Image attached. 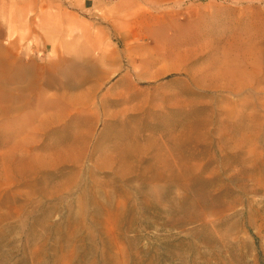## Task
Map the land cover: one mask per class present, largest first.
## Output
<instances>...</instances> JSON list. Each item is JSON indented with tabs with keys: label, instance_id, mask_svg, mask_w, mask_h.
<instances>
[{
	"label": "rangeland",
	"instance_id": "rangeland-1",
	"mask_svg": "<svg viewBox=\"0 0 264 264\" xmlns=\"http://www.w3.org/2000/svg\"><path fill=\"white\" fill-rule=\"evenodd\" d=\"M0 264H264V0H0Z\"/></svg>",
	"mask_w": 264,
	"mask_h": 264
},
{
	"label": "crops",
	"instance_id": "crops-1",
	"mask_svg": "<svg viewBox=\"0 0 264 264\" xmlns=\"http://www.w3.org/2000/svg\"><path fill=\"white\" fill-rule=\"evenodd\" d=\"M26 66L28 69L30 68V66H33V68H35L36 70H40L36 63H29V65H26ZM50 70H51L50 64L41 66V71L43 72L44 75H46V73L49 72Z\"/></svg>",
	"mask_w": 264,
	"mask_h": 264
}]
</instances>
